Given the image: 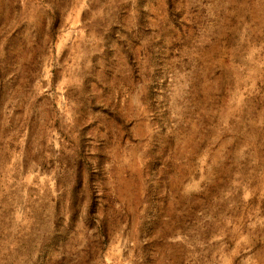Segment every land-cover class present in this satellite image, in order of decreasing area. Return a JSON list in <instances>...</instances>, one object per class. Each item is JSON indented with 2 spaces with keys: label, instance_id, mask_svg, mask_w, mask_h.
<instances>
[{
  "label": "rangeland",
  "instance_id": "rangeland-1",
  "mask_svg": "<svg viewBox=\"0 0 264 264\" xmlns=\"http://www.w3.org/2000/svg\"><path fill=\"white\" fill-rule=\"evenodd\" d=\"M0 264H264V0H0Z\"/></svg>",
  "mask_w": 264,
  "mask_h": 264
}]
</instances>
